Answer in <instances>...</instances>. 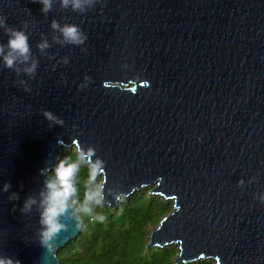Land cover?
<instances>
[{
  "label": "water",
  "instance_id": "95a60500",
  "mask_svg": "<svg viewBox=\"0 0 264 264\" xmlns=\"http://www.w3.org/2000/svg\"><path fill=\"white\" fill-rule=\"evenodd\" d=\"M69 146L100 207L171 201L146 249L264 264V0H0V264L79 233L48 174Z\"/></svg>",
  "mask_w": 264,
  "mask_h": 264
},
{
  "label": "trees",
  "instance_id": "16d2710c",
  "mask_svg": "<svg viewBox=\"0 0 264 264\" xmlns=\"http://www.w3.org/2000/svg\"><path fill=\"white\" fill-rule=\"evenodd\" d=\"M68 151L62 149L55 168L48 174L54 180V189L77 211L81 227L74 238L57 248L58 264H172V246L145 249L148 226L170 211L171 202L135 190L118 201L112 211L107 205L100 207L99 178L89 172V165L73 147L71 152L78 161L66 156ZM79 163L87 170L80 180L73 171V165ZM196 264L208 263L198 260Z\"/></svg>",
  "mask_w": 264,
  "mask_h": 264
},
{
  "label": "rangeland",
  "instance_id": "374dc122",
  "mask_svg": "<svg viewBox=\"0 0 264 264\" xmlns=\"http://www.w3.org/2000/svg\"><path fill=\"white\" fill-rule=\"evenodd\" d=\"M71 148H72V146H69V147H65V148H62V149H67V150H70V151H68L67 152V155L66 156H68V157H73V159L75 160V161H78V158H77V156L75 155V154H73V152H71ZM73 150H74V148H73ZM80 155V154H79ZM67 159H69V158H67ZM82 159H84V158H82ZM86 163V162H85ZM87 164V163H86ZM83 163H79V164H75V165H73L74 166V173H75V176L76 177H78V180H80V178L82 179L83 178V176H85V172L87 171H85V168H83ZM93 169H92V166H89V172L91 173V174H94L96 177H98L99 178V182H98V184H99V186H98V189H97V194H98V192H99V188H100V184H101V173H93V171H92ZM155 187V185L153 184V182H150V183H148V184H146L144 187H142V188H140V190H137V191H141V190H144L145 191V193L148 195V196H157V195H155V194H152V192H149L151 189H153ZM129 195H131V194H129ZM99 196V195H98ZM161 198V197H160ZM143 199H145V198H143ZM162 199V198H161ZM98 200H99V198H98ZM142 200V199H141ZM118 201H120V199L119 200H117V202ZM168 201V200H167ZM170 201V200H169ZM116 202V203H117ZM171 202V201H170ZM170 207H171V203H170ZM170 212H172V207H171V209H170V211L168 212V213H170ZM168 213H166V214H164L163 215V217H166L167 216V214ZM162 217V218H163ZM161 218V219H162ZM160 219V220H161ZM160 220H158V221H156V223L154 224V225H149L148 227H149V229H150V231H149V233H148V235H147V238H148V240H149V237H150V233H151V230H152V228H156L157 226H158V223H159V221ZM148 240H147V242H148ZM147 242H146V244H147ZM145 244V245H146ZM162 246H164V245H162ZM161 246V247H162ZM167 247H170V246H172L173 248H175V254H174V256L172 257V264H175L176 262H178V259H176L177 257H178V253L180 252V250L177 248L178 246H179V244H173V243H167V245H166ZM151 247H157V246H155V245H152ZM146 249V248H145ZM147 250V249H146ZM173 259H176L175 261H173ZM198 260H204V261H206L208 264H213V260L211 259V258H203V259H198ZM197 259L195 260V261H188V262H186L185 264H196L197 263V261H198ZM178 264V263H177ZM180 264H184V263H180Z\"/></svg>",
  "mask_w": 264,
  "mask_h": 264
}]
</instances>
